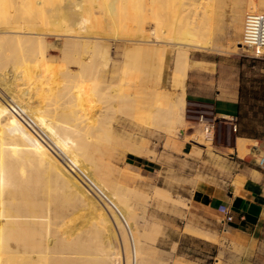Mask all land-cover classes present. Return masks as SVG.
Returning <instances> with one entry per match:
<instances>
[{
    "label": "bare ground",
    "instance_id": "bare-ground-1",
    "mask_svg": "<svg viewBox=\"0 0 264 264\" xmlns=\"http://www.w3.org/2000/svg\"><path fill=\"white\" fill-rule=\"evenodd\" d=\"M228 7L246 35L264 0H0V264L159 262L151 206L187 203L140 170L125 183L128 157L172 163L185 140L210 147L202 130L186 136L185 81L192 50L229 51L214 40ZM111 40L131 43L120 62Z\"/></svg>",
    "mask_w": 264,
    "mask_h": 264
},
{
    "label": "crops",
    "instance_id": "crops-1",
    "mask_svg": "<svg viewBox=\"0 0 264 264\" xmlns=\"http://www.w3.org/2000/svg\"><path fill=\"white\" fill-rule=\"evenodd\" d=\"M232 14L226 8L223 31L214 39L217 48L228 52L191 51L185 98L187 106L237 114L238 133L231 145L199 148L184 141L172 167L163 169L159 185L187 203L169 205L176 212L157 210L165 220L158 246L170 258L166 264H176L177 256L183 258H177L182 261L177 264H264V169L254 153L242 155L239 148L264 144V52H235L234 44L244 33H234ZM226 209L233 214L230 222L223 221ZM186 223L212 237L186 231Z\"/></svg>",
    "mask_w": 264,
    "mask_h": 264
},
{
    "label": "rangeland",
    "instance_id": "rangeland-1",
    "mask_svg": "<svg viewBox=\"0 0 264 264\" xmlns=\"http://www.w3.org/2000/svg\"><path fill=\"white\" fill-rule=\"evenodd\" d=\"M262 12H264V11H262ZM51 33L50 34H44V35L47 37V39H49V40L51 39L52 41H53V39H59V38H61V36H64L65 35L63 33H59V34L57 33L58 35L56 34V32H51ZM130 45H131V43H126L124 41L111 40V50H112V55L114 57V60L117 61V62L122 61L126 57L125 51H126L127 47H129ZM237 45L238 46H241V44H237ZM248 49H250V51H252V52H254L256 54L262 53L259 49H256V50L251 49V48H248ZM248 49L247 48L246 49L245 48L244 49H238V47L236 48V46H234V50L235 51H248ZM56 50L57 49L52 48L50 50V52L53 53V54H55ZM171 56L172 57H171V61H170V66L172 65L173 54ZM172 75H173V71H172V68L171 67H168L165 70V72L162 74L163 85L166 86L168 89H171V90L173 89V87H175V83L173 82L174 79H173V76ZM23 90H24V87L23 86H20V87L17 88V91L18 92L25 94V91H23ZM0 97H1V93H0ZM1 98L3 100L5 99L3 96ZM190 108H192L191 105H188L187 106L185 104L186 120H187L186 121L187 129L185 131L186 132V136L188 135L189 136L188 138H190V137H192V136H194L196 134V136L199 137L198 132H199L200 129L198 127H194L193 126V123L191 122V120H193V119L191 117H189V115L192 113V112H190L188 110ZM153 139H154L153 142H154V144H156L157 149L158 150H161L163 148V147H161L162 146V140L157 139V138H153ZM185 141H187V143L189 145H191L193 147H196V146H194L191 143V142H193L192 140H185ZM158 142H160V143H158ZM256 144L258 145L257 146L258 151H257V153H254L256 155L255 159L257 160V162L261 163L262 162V159L264 157V144L263 143H259V142L256 143ZM255 149H256V146H255ZM249 158L252 159L251 156H249ZM128 161H130L136 167H134V168L133 167H128L126 169L125 175H124V182L127 183V184H134V183L138 182L139 181V178H140L139 177L140 176L139 175V172L141 171L142 174L145 175V177H146V184L149 185V188H152L154 186H157L159 184H162V179L164 178L162 176V173H166V172L163 171V169H168V168L172 167V163H169V162H167V160L162 159V158L160 160L151 161V160H149L147 158H144V157L143 158L128 157ZM172 162H173V160H172ZM168 165H171V166H168ZM138 167H140V168L137 169ZM166 178H168V177H166ZM83 180L84 179L82 178V181ZM84 184L86 185V187H88V189H90L92 192H94V194L96 195L97 198L100 197L98 193L97 194L95 193L97 191H93V189L88 185V183L86 181L84 182ZM166 188H169V187H166ZM98 199L100 200L101 197L98 198ZM100 202H102V201L100 200ZM185 203H186V200H185ZM169 205H172L173 206V205H181V204L173 203V202L170 201V202H167L164 205V207H155V205L151 206L152 211H154L157 214V217L164 223V225H165V220L162 219L158 215L157 210L158 209H163V210H171V211L176 212V210L174 208L173 209H170L169 208ZM181 206H183V205H181ZM185 206H187V205H185ZM190 232H192V231H190ZM164 233H165V229H164ZM161 236H163V235H160L158 237L157 241H155L153 243L156 246V248L158 249V251H159V253H158L159 262L158 263H155V264H166L167 261L170 260L169 257L165 256L162 253L161 249L158 246V243H159V240H160V237Z\"/></svg>",
    "mask_w": 264,
    "mask_h": 264
},
{
    "label": "built area",
    "instance_id": "built-area-1",
    "mask_svg": "<svg viewBox=\"0 0 264 264\" xmlns=\"http://www.w3.org/2000/svg\"><path fill=\"white\" fill-rule=\"evenodd\" d=\"M246 47L251 49H259L264 47V12L250 13L246 19ZM188 109L192 112L189 117L193 120L194 127H198L209 137V143L213 145H231L238 133L239 117L237 114H218L210 106L192 105ZM260 167L264 169V157ZM233 220V214L229 210H225V219L223 221L230 222Z\"/></svg>",
    "mask_w": 264,
    "mask_h": 264
}]
</instances>
